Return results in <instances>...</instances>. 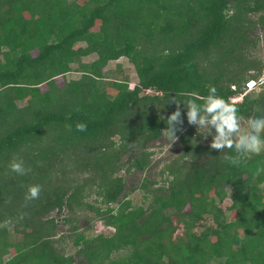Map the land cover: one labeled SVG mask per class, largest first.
I'll return each mask as SVG.
<instances>
[{
  "label": "trees",
  "instance_id": "trees-1",
  "mask_svg": "<svg viewBox=\"0 0 264 264\" xmlns=\"http://www.w3.org/2000/svg\"><path fill=\"white\" fill-rule=\"evenodd\" d=\"M257 22L264 0H0V264H264V153L230 166L235 154L214 152L182 105V150L163 164L162 184H126L153 164L174 98L203 102L215 86L231 103L258 78ZM121 57L136 84L121 73L105 81ZM232 105L244 120L264 116V85ZM32 185L40 195L26 200ZM137 188L143 204L129 198ZM64 210L75 254L61 249ZM82 211L110 232L80 231Z\"/></svg>",
  "mask_w": 264,
  "mask_h": 264
},
{
  "label": "clouds",
  "instance_id": "clouds-1",
  "mask_svg": "<svg viewBox=\"0 0 264 264\" xmlns=\"http://www.w3.org/2000/svg\"><path fill=\"white\" fill-rule=\"evenodd\" d=\"M254 81L259 84L258 79H249L245 82L244 91L235 94L230 98L229 103L225 98L218 94L217 88L212 86L208 89V95L203 102H198L192 98H185L173 103L177 105L175 111L171 112L165 120L166 127L162 131L165 138L171 143L177 140V131L184 124L182 110H185L186 120L189 125H194L196 129L206 130L203 137H211L209 147L217 153H234L235 156L229 155L227 163L234 167H241L244 162L253 155L259 156L264 153V116H256L248 121L247 130L242 128L241 109L232 105L242 100L232 101L233 98L244 96L248 90V83ZM232 86H236L233 84ZM161 119H165L161 117ZM86 124H78V131H85ZM10 169L20 175L26 174L28 169L24 167L22 160H13L10 163ZM264 171L258 169L257 173ZM41 188L39 185H32L28 188L25 199L35 200L40 195Z\"/></svg>",
  "mask_w": 264,
  "mask_h": 264
},
{
  "label": "rangeland",
  "instance_id": "rangeland-1",
  "mask_svg": "<svg viewBox=\"0 0 264 264\" xmlns=\"http://www.w3.org/2000/svg\"><path fill=\"white\" fill-rule=\"evenodd\" d=\"M252 18L256 21H258L259 14L253 13ZM250 40V55L251 57L260 59L264 64V25H262L260 22H257L253 25V31L249 35ZM96 58V55H90L88 57H84V60L86 61H92ZM127 75L128 80L130 82V85H134L138 82V76L136 73V69L134 67V64L129 61L127 57H121L118 60H113L109 63V67L107 70V77L105 81H111L118 78H123V76H118L117 74ZM255 73V71H253ZM259 84H255L254 87L247 86L248 90L254 92H258L261 89H263L264 85V66L261 70V72L257 73ZM80 76V73L77 72H71L67 74L68 79L78 78ZM62 81V79H60ZM112 87H109L108 90L110 91ZM22 102V101H21ZM19 102V103H21ZM23 104V103H22ZM249 120H242V128L245 130L247 129ZM202 131H205L204 129H199ZM206 140H211V137H207ZM151 149L155 151V154L153 156L154 161L153 164L143 172L135 173L126 178V184L128 187V191H130L131 187H138L140 183L143 181L144 178H148L151 181H156V184L152 185L153 188H157L162 184V180L164 176L160 173L161 168L165 162H167L169 159L175 157L177 154H179L182 150V146L179 142V139L177 138L176 141L170 142L165 138V136L157 139L154 142H151L150 144ZM121 173H124V170L121 171ZM230 190V188H228ZM143 189L137 188L134 192H128L129 198L133 200L135 204H143ZM231 193V192H230ZM231 195V194H230ZM226 197L223 202L221 203V206L226 210L231 204L232 199L231 196ZM96 196L95 194L93 195ZM93 198V197H92ZM68 211L64 210L63 213L58 217L57 211L53 212V215H56L58 217L59 224V231L60 235H65V239H67V243L61 245V249H65L66 253L75 254V247L73 245V238L75 237V231H73V223L65 222L63 219L66 215H68ZM77 216V215H76ZM79 216V217H78ZM78 220L75 221L79 225L80 231H85L88 235H95L100 233H106L108 234L110 232L109 227L106 226L103 219L100 217H96L93 212L90 211H82L78 214ZM208 223H211L208 221ZM200 229V227H199ZM60 235L58 237H60ZM18 237H16L17 239ZM59 243V242H58ZM58 245V244H57ZM80 257L77 258L76 264L80 262ZM86 264V263H85Z\"/></svg>",
  "mask_w": 264,
  "mask_h": 264
},
{
  "label": "built area",
  "instance_id": "built-area-1",
  "mask_svg": "<svg viewBox=\"0 0 264 264\" xmlns=\"http://www.w3.org/2000/svg\"><path fill=\"white\" fill-rule=\"evenodd\" d=\"M248 84H249L248 86L254 87L255 82L254 81H250V83H248ZM233 88H236V86H233ZM242 97H243V95L241 97L233 98L232 101H237V100L241 99Z\"/></svg>",
  "mask_w": 264,
  "mask_h": 264
}]
</instances>
